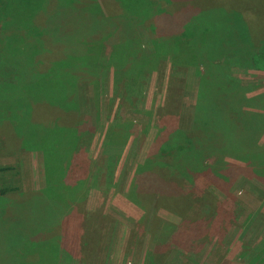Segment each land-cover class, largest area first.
<instances>
[{
	"label": "rangeland",
	"instance_id": "rangeland-1",
	"mask_svg": "<svg viewBox=\"0 0 264 264\" xmlns=\"http://www.w3.org/2000/svg\"><path fill=\"white\" fill-rule=\"evenodd\" d=\"M88 1L0 0V191H7L0 195V264H143L153 250L156 264H264V170L255 162L226 158L235 166L227 176L196 178L213 201L199 193L193 203L203 204L183 220L162 208L171 202L156 204L152 192L128 190L153 143L160 109L167 124L187 126L202 54L221 29L237 32H226L229 41L246 35L264 51V0L188 2L181 9L182 21L192 23L185 30L193 36L184 33L191 44L179 37L182 28L178 36H161L157 26L152 31L149 12L137 15L119 0H98L100 14L115 24L122 15L136 24L126 56L120 35L111 45L95 39L84 48L83 25L86 33L100 29L88 26L91 16L82 6ZM54 31L65 38L55 40ZM121 58L129 62L127 78H115L114 61ZM251 64H231L229 73L248 98L264 96V68L241 67ZM253 105L260 111L264 99ZM147 176L139 180L145 187L151 186ZM90 194L91 203L101 199L94 209L87 207ZM30 230L43 240L28 255L20 240Z\"/></svg>",
	"mask_w": 264,
	"mask_h": 264
},
{
	"label": "trees",
	"instance_id": "trees-1",
	"mask_svg": "<svg viewBox=\"0 0 264 264\" xmlns=\"http://www.w3.org/2000/svg\"><path fill=\"white\" fill-rule=\"evenodd\" d=\"M119 1L124 7L130 8L132 13H136L137 11V15L149 12L153 16L151 17L153 19L152 23H150V29L153 31L155 30V26L160 27L161 36L165 32V36H169L168 32L170 34L173 33V35L178 34V30L182 28L180 35L178 34L179 37L189 38L184 35V33H187L185 27L190 28L192 23L183 22L186 12L181 7L194 0ZM64 4L66 5L65 2ZM82 6H84L83 10L87 8L91 16L88 26L100 27L99 30H92L90 28L89 33L84 32L87 29L84 27L86 25H83L82 31L79 30V36L87 41V44H84V48L96 45L95 39H98L96 40L97 42L99 39H104L106 43L111 45V41L120 35L123 44L120 42L119 46H123L124 56H126V50L131 49L133 46L130 43L131 39L129 37L136 29V24L131 23L132 18L127 17L124 19L122 15L120 16L119 23L115 24L112 18H109L105 14H100L101 6L98 0H89L87 3L84 2ZM57 11L61 12V9ZM162 20H167L166 25L161 23ZM106 25L109 26L111 33L102 31ZM178 26L179 28L177 29ZM169 28H172L171 32L168 31ZM221 30L223 33L217 34V43L213 47L208 48L209 54H202L204 68L198 74L194 105L188 112L189 120L187 126L167 124L165 119L167 113L164 111V106L160 109L161 112L159 113L160 116L157 121L153 143L144 162L136 165L128 189L130 191L132 189V192L138 196L144 193L145 190L148 193L152 192L154 195L153 201L156 204L158 201L163 200L171 202L167 204L168 206L162 208L176 214L182 220L186 219V211H192L194 208L199 207V204H203L201 202L197 204L193 203V201L198 202L195 198L199 193L204 196L201 199L207 198L208 201H213L210 193L197 188L194 182H197L196 178L204 174L212 179L216 177L220 178L222 175L227 176L228 171L235 166L225 162L226 158L237 160L243 163L244 166L255 162L256 169L264 170V140L262 142L259 141L260 137L264 134V113H262L264 108L257 107L260 108V111H257L258 109L255 108L257 105H253L264 99V96L248 98L241 83L229 73V68L232 67L231 64H247V61H250L252 64L250 66L242 65V68H264V51L259 46L255 48V43L253 41L250 42V38L246 37V35L234 36V40L229 41L226 37L230 33L227 34L226 32L237 33L230 26ZM187 34V36H193L190 29ZM52 35L55 40H57L56 37L59 40L65 38L63 33L58 35L56 31L52 32ZM189 39H191L189 40L191 44L192 38ZM88 41L91 43L88 44ZM261 44L264 43L261 41ZM116 48L113 47V49ZM213 51L216 52L215 56L211 55ZM114 62L116 64L115 78L118 76L120 78L129 77L127 73L129 62L126 64L122 58ZM108 64L110 69L112 64ZM80 65L75 66L73 70L79 71L80 69H77V67H80ZM251 108H255L256 110L254 111ZM59 109L61 108L59 107ZM111 160L113 159H107L108 164H110ZM60 168L61 166L59 165L58 170ZM147 175L151 178V180H146L151 185L149 187L141 185L139 181L141 180V176L147 178ZM202 187L203 184H201ZM6 192L3 189L0 191V195L3 196ZM126 198L139 208H144L131 195H126ZM178 200H180V204L175 207ZM89 213L91 212L87 214ZM201 213L202 210L198 214L201 215ZM105 218L109 219L107 215ZM165 225L173 229L176 228L174 225ZM31 235L32 230L28 231V238L20 240L21 244H23L22 250L26 251L28 255L35 254L38 251V246H36L37 240L31 237ZM164 238L163 231L160 230L157 240L162 241ZM26 244H30L33 248L25 249L24 246ZM157 253L158 250H153V252L146 254L143 264H156L158 262Z\"/></svg>",
	"mask_w": 264,
	"mask_h": 264
},
{
	"label": "crops",
	"instance_id": "crops-1",
	"mask_svg": "<svg viewBox=\"0 0 264 264\" xmlns=\"http://www.w3.org/2000/svg\"><path fill=\"white\" fill-rule=\"evenodd\" d=\"M90 197H89V199H88V201H87V204H88V208H96L95 207V205H97L98 204V202H99V204H100V202H101V199H99V196L97 197V199L98 200H100V201H97L96 203H91V197H92V195L90 194L89 195ZM89 204H92V205H89ZM66 221H67V219L65 220V221H61L62 222V229H63V224H65L66 223ZM63 233H60L59 235H58V238L60 239V241L62 242V245H61V243L59 244V246L60 247H65V246H67L68 244H67V237H63V235H62ZM42 236L40 235V237H38V238H36V240H43L42 238H41ZM42 250H46V248L43 246L42 248H41ZM42 252V251H41ZM69 252V251H68ZM72 253H73V251H71ZM58 257H60V254L58 255ZM58 261H59V259H58Z\"/></svg>",
	"mask_w": 264,
	"mask_h": 264
}]
</instances>
